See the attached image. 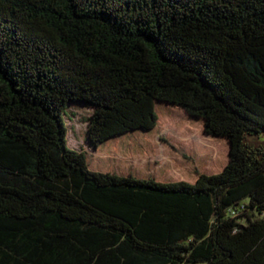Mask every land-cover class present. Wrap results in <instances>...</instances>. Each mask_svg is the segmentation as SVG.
Wrapping results in <instances>:
<instances>
[{
	"label": "trees",
	"instance_id": "trees-1",
	"mask_svg": "<svg viewBox=\"0 0 264 264\" xmlns=\"http://www.w3.org/2000/svg\"><path fill=\"white\" fill-rule=\"evenodd\" d=\"M158 105L226 142L221 170L114 169ZM262 135L264 0H0V264H264Z\"/></svg>",
	"mask_w": 264,
	"mask_h": 264
},
{
	"label": "rangeland",
	"instance_id": "rangeland-1",
	"mask_svg": "<svg viewBox=\"0 0 264 264\" xmlns=\"http://www.w3.org/2000/svg\"><path fill=\"white\" fill-rule=\"evenodd\" d=\"M157 108L160 118L151 132L129 137L120 142V147L113 145L112 150L108 147L102 149L108 152V161L114 169L123 172L138 170L142 175L159 172L160 176L166 178L187 179H193L198 169L211 173L222 169L227 159L226 142L207 136L202 123L180 109H167L168 112H164L161 105ZM92 111V107L73 104L68 109L65 122L67 145L76 150H85L93 157L95 151L86 137ZM250 140L264 142V135L260 136L259 141ZM240 222L244 220L240 219Z\"/></svg>",
	"mask_w": 264,
	"mask_h": 264
}]
</instances>
